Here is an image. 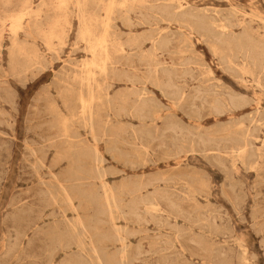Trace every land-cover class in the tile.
Here are the masks:
<instances>
[{
    "label": "bare ground",
    "instance_id": "1",
    "mask_svg": "<svg viewBox=\"0 0 264 264\" xmlns=\"http://www.w3.org/2000/svg\"><path fill=\"white\" fill-rule=\"evenodd\" d=\"M0 3L7 6L11 0H0ZM261 12L258 7H251L247 11L234 3L222 10L201 7L193 0H39L36 5H33V0H17L14 8L0 9V53L3 27L7 26L8 74L21 78L32 69L43 67L38 50L20 40L19 33L25 37H38L48 50L55 52L57 46L64 44L75 19V44L82 43L87 53L70 70L62 67L59 74H54L57 84H60H55L59 88V91L56 90L57 96L67 113L62 112L55 101H46V110L53 115H50L49 123L53 129L49 141H54L56 137L64 140V144L74 142L73 139L80 140L79 133L73 128L77 122L86 130L93 144L85 146V143L76 141L79 145L60 147L55 156L58 161L67 157L65 172L61 173L62 177L52 174V184L42 181L45 184V199H42L58 205L64 216L62 227L57 225L50 228L51 242L43 264H54L56 252L67 255L71 249L75 252L67 255L59 264H151V258L157 264L254 263V254L249 251L245 235L237 234L234 223L226 217L227 213L209 201V186L205 178L191 174L193 171L190 170L191 173H161L144 180H124L115 187L104 179L105 171L101 168L103 156L96 143L113 138L132 142V151L139 159L157 140L163 154L173 157L176 165H181V157L187 153L199 154L205 161L212 160L225 171L229 193L223 196L229 200L234 213L240 216L243 198L238 193L237 184L242 183L233 180V172L237 169L235 162L238 161L246 170L264 172V112L260 109L261 97H253L223 83H206L210 78L193 76L189 67L180 70L176 67H183L188 62L175 63L162 57L164 53L190 51L195 42L205 43L223 68L229 69L236 79L241 80L243 88L251 85L262 95L264 16H261ZM116 21L128 28L144 26L147 30L122 38L114 30ZM147 42L149 47H142ZM116 57L125 60L127 66L137 72L134 75H116L113 68L118 63ZM132 58L136 60L135 65ZM139 67L143 69L142 73H138L141 70ZM202 72L210 74L207 68ZM187 75L199 82L192 95L177 84L179 78ZM119 78L132 83L133 89L111 95L110 81ZM2 83L0 81V91L4 88ZM134 83L143 85L135 88ZM146 83L159 89L173 108L190 106L187 113L189 118L198 121L201 110L206 107L208 114L217 117L225 115L231 120L211 130H202L201 125L195 123L197 131H193L175 119L174 113L163 114L162 105L148 95L144 86ZM43 96H48V93L45 91ZM0 101L10 103L11 97L8 94L4 97L0 93ZM246 105L254 108L246 119L250 125L244 123V119L235 117ZM120 116L135 118L140 122L139 127L119 125V121L114 119ZM0 120H4L1 110ZM159 121L162 123L160 127L157 126ZM125 135L128 140H125ZM31 150L35 151L33 148ZM36 161L39 165L42 162L37 155ZM136 164L129 161L131 167ZM159 182L166 187L172 184L178 187L170 191L161 187ZM149 187L152 190L148 191ZM123 193L129 196L127 202L121 197ZM198 196L203 197L204 202L198 200ZM87 209H93L92 217L80 214L79 210ZM66 210L74 211L76 215L67 218ZM263 213L262 207L253 209L250 218L254 231L264 235V218L260 220ZM101 214L108 218L110 225L106 229L99 226L98 216ZM117 215L132 218L138 225L149 218L157 226L154 234H145L143 238L148 244L146 251H143L141 242L131 245L128 241L129 235H137L145 230L137 226L130 231L117 225ZM52 223L54 225L55 222ZM14 234L6 249L7 254L21 244L23 233L16 230ZM262 239L260 246L264 248V237ZM107 241L117 243L116 250L109 251L105 245ZM167 249L174 250L165 252ZM145 252L150 259L141 258Z\"/></svg>",
    "mask_w": 264,
    "mask_h": 264
},
{
    "label": "rangeland",
    "instance_id": "2",
    "mask_svg": "<svg viewBox=\"0 0 264 264\" xmlns=\"http://www.w3.org/2000/svg\"><path fill=\"white\" fill-rule=\"evenodd\" d=\"M193 1L197 2L198 6L213 7L219 10L228 8L230 3L241 6L247 11H249L251 7L253 8L255 6L261 9V16H264V0ZM38 2L39 0H33V5H36ZM16 3L17 0H11V4L7 6H2L0 3V9H12ZM114 25V30L116 33L120 34L122 38H126L131 33H142L147 30L144 26L128 28L118 21H116ZM75 28L76 21L73 19L72 27L65 39L64 44L60 47L57 46L55 52L48 50L38 37H25L23 33H19L18 37L20 40H23L28 46H35V48L38 50V53L41 56L40 59L43 63V67L41 69H32V72L29 71L21 78H18L7 73V44H9V42L7 37V26L3 27V38L0 53V81L1 83L3 81L2 86L4 88L0 91V93L4 97L5 94H8V97H11V102L9 103L8 101H0V110L2 111L4 119L0 120V264H43L46 261L48 245L51 242L49 231L53 229L52 226L59 225L57 227H62L64 216H62L58 205L52 202H45L46 200H44L45 197L43 195L45 184H43L42 181L44 180L45 182L51 183L52 174L62 177L61 173L65 172L63 169H66L67 157L58 161L56 160L55 156L57 154V150L60 147L66 145H79L76 141H81V144L85 143V146H90L93 144V141L86 133V130L77 122L73 124V128L77 130V133H79L80 140L73 139L75 140V143L69 141L68 143L66 142L64 144V140L58 137L53 139L54 141L50 140L51 142L48 139L51 136L53 129L49 123L53 115L47 112L46 101H55L57 107L61 109L62 112L67 113L61 99L57 96L56 90L59 91L58 86H60V84H57L58 82L56 81L55 77L57 74H59V70H61L62 67L70 70L72 65L77 64L81 59L87 56V53L83 50V44H75ZM148 45L149 43L147 42L142 47L147 48L149 47ZM162 58L167 60L170 59L175 63L181 62L183 60L188 62L187 65H183V67L181 65L176 67L179 68V70L180 68L189 67L193 76L210 78V80L206 81V83L219 82L235 89H241L243 92H246L253 97L260 96V109L264 112V94H259V92L253 89V87H251L249 84V86L243 88L241 80L236 79L229 69L223 68V65L220 63V61L216 57L212 56L208 46L205 43L195 42L190 51L187 49V51L184 53H180L179 51V54L164 53ZM115 60L118 61V63L113 67L114 71H116V75H118L117 73H127L134 75L135 72H137L135 69L129 68L127 63H125L126 61L122 58L116 57ZM132 61L135 65L136 60L132 58ZM139 68L141 70L138 71V73H142L143 69L141 67ZM206 68L210 71V74L208 75L206 72H202L201 74L200 72ZM54 74L56 75L54 76ZM53 80L56 83L53 82ZM110 82L111 86L109 88V93L111 95L122 91L123 93H127L133 89L132 83L121 78L113 79ZM245 83L247 84V82ZM55 84L58 86H55ZM177 84L184 87L188 95H192L194 88L198 86L199 82L197 79H190L187 75L185 78H179L177 80ZM134 85L136 88L141 87L143 84L134 83ZM151 85V83H146L144 86L148 90V95L156 102L160 103L159 105H162L163 114L168 112L174 113L175 119L180 121L183 126L190 127V129L193 131H197V123L201 125L202 130H211L219 127L220 125H224L231 120L225 115H219L217 117L213 116L212 114H208L206 107L201 110V116L198 121H196L195 118H189L187 113L190 112V106H183L181 109L173 108L170 101H168L166 97L162 96L160 90L155 88L154 85ZM45 91L48 93V96H46L47 98L43 96ZM49 96L52 99H50ZM130 98L132 99L133 97L130 95ZM164 106L167 107L163 108ZM75 107L77 108V106ZM240 111L235 114V117L239 118L240 120L244 119V123L247 124V115L253 113L254 108L246 105L242 111ZM115 120L119 121V125L128 124L133 128H138V125H140L138 120L128 116H120V118L114 119V121ZM161 125L162 123L159 121L157 126L160 127ZM248 125H250V123H248ZM122 127H119V130H122ZM123 129H125V127H123ZM125 134L127 135V133ZM125 136H123V139H125ZM125 140H128L127 136ZM96 146L103 156L101 168L103 167L102 169L105 171L104 179L115 187H117L120 182H124V180H144L151 176H155L156 174L162 175L161 173H165V175L168 173V175H175L180 172L189 171L191 173L193 171L191 174L205 178L209 186V201L212 202L214 206L220 207L221 209H219L221 211L227 213L226 217H229V219H231V221L234 223L237 234L245 235V240L248 244L249 251L254 254V258L252 259L254 262L253 264H264V248L260 246L263 244L262 238L264 235L261 232L254 231L253 226H251L252 221L250 218V213H252L253 209H257L259 207L264 209V172L255 173L250 169L246 170L241 167L238 161L235 162L237 169L233 172L232 177L234 181H240V183H242L241 185L237 184V187L238 193L243 198L241 204V215L238 216V214L234 213L235 211L231 207L229 200L225 198L226 196L224 193H229L227 191L228 181L225 177L226 173L210 159H207V161H209L207 162L205 161L206 159L199 154L187 153V155H183L181 157V165H176L173 161V157L163 154V149L158 147L157 140H154L151 143L149 151L144 153L139 159L135 157L132 151V142L130 143L124 140L119 141L118 139L116 140L113 138V140L107 139L106 141L105 139L98 141ZM31 148H33L35 151L32 152ZM38 149L39 151H37ZM36 155L41 158V166L36 161ZM129 157L134 160L130 159ZM130 160L135 161L137 164L134 167L129 166ZM33 165H36L37 167H33ZM187 165L188 167H186ZM48 179H50V181H48ZM48 183H46V185ZM159 185L163 188L169 189L170 191L175 190V187H178V185L173 184L166 187L162 184V182H159ZM94 190L96 191V188H94ZM150 190H152V188L149 187L148 191ZM177 193L179 194V192ZM121 197L124 202H127L129 199V196L125 193L121 194ZM198 200L204 202L205 199L201 196H198ZM44 202L47 204H44ZM74 203L75 205L77 204L76 201H74ZM92 211L93 209H87L85 211L79 210L80 214L85 215L87 218L92 217ZM48 212L49 214L47 215ZM50 212L55 215L51 216L52 214ZM75 213L76 212L74 211L66 210L65 216L67 218H72L76 215ZM262 218H264V213L260 217V220ZM98 219L99 226H101V228L106 229L109 227L110 224L107 222L108 218L105 214L99 215ZM53 221L55 222L54 225L52 223ZM47 223H49V227ZM115 223L121 227H125L130 231H132L134 228H137V226L140 229H144L145 231L141 232L140 234H131L128 236V241L131 243V245H136L141 242L143 251L148 249L147 240L143 239L145 234L152 235L157 230V226L149 218L143 219L140 225H138L133 222L132 218H124L121 215H117ZM35 227L38 228L35 229ZM14 230H18L23 233L21 244L15 251L7 254L5 252L9 243L14 238ZM26 237L29 238V240ZM26 241L29 242L26 243ZM230 243L232 244V242ZM116 244L117 243L109 241L105 242L106 248L111 252L116 250ZM20 247L21 249H19ZM172 250L174 249H167L165 252H170ZM73 252L75 251L71 249L68 251L67 255L71 256ZM67 255H64V253L61 251L56 252L54 254L53 263L59 264V262H61L65 257H68ZM15 257L17 258L15 259ZM33 257H35L34 260ZM143 257L147 260L150 259V256L146 252L141 255V258ZM150 263L157 264L154 263L152 258L150 259ZM172 264L174 263L172 262Z\"/></svg>",
    "mask_w": 264,
    "mask_h": 264
}]
</instances>
